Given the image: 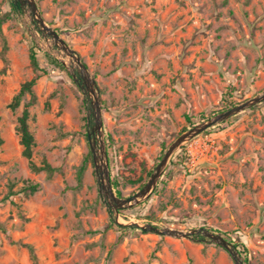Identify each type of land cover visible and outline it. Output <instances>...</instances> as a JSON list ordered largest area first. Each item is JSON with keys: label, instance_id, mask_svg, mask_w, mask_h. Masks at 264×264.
Here are the masks:
<instances>
[{"label": "rangeland", "instance_id": "obj_1", "mask_svg": "<svg viewBox=\"0 0 264 264\" xmlns=\"http://www.w3.org/2000/svg\"><path fill=\"white\" fill-rule=\"evenodd\" d=\"M12 1L0 0L7 17L0 29V264H35L30 245L37 264H237L204 234L122 229L112 218L216 229L246 245L242 264H264V100L186 142L150 196L117 216L100 191L87 137L92 99L72 76L77 68ZM35 1L98 83L110 178L121 197L142 188L162 149L192 128L186 116L197 125L226 110L230 88L235 105L264 92V0ZM34 42L45 73L30 107L33 160L57 167L51 176L30 168L16 131L32 96L12 107L36 75ZM24 180L39 190L21 191Z\"/></svg>", "mask_w": 264, "mask_h": 264}, {"label": "water", "instance_id": "obj_2", "mask_svg": "<svg viewBox=\"0 0 264 264\" xmlns=\"http://www.w3.org/2000/svg\"><path fill=\"white\" fill-rule=\"evenodd\" d=\"M15 4H20L23 8H28L33 21L37 24L39 30L48 38L54 40L55 45L59 50L65 53V55L70 59V61L77 68V72H72V76L74 80L79 84V86L89 94L92 99V115L94 125L88 130L87 136L91 146V151L93 154V160L95 165V171L99 175L100 178V191L103 193L109 202V205L115 210L116 215L119 216V209L125 207H132L137 205L147 199L150 194L154 191L157 186L160 178L163 176V173L171 161L172 157L177 153V151L192 138L198 136L202 132L207 129L214 127L227 119L237 115L238 113L244 111L245 109L258 104L264 100V92L261 94H257L252 98H249L231 108H228L220 113L214 115L213 117L203 121L192 128L186 130L181 133L167 148L163 157L157 164L155 170L151 173L150 178L144 184L142 188H140L134 195L129 197H121L117 195L115 192L111 178L110 172L107 163V147L105 141V132L103 128V120H102V101L100 97V89L98 83L94 77L90 74L88 67L82 61L80 55L76 52L74 48H72L64 38L61 37L59 32L53 28L48 22L45 20L43 15L41 14L38 5L35 0H14ZM91 121V116L88 115V123ZM97 135L99 139H97ZM99 142V144H98ZM99 145V148H98ZM119 224L136 226L143 231H153L159 234H168V235H176L183 237H191L193 234H204L215 242L221 244L227 250L231 252V254L237 259V264H242V262L238 259L239 253L236 250L235 246L224 238L222 235L214 233L204 227L199 229H193L190 232H185L183 230H177L172 228H159L154 224H145L141 225L139 223H129L124 224L116 220Z\"/></svg>", "mask_w": 264, "mask_h": 264}, {"label": "trees", "instance_id": "obj_3", "mask_svg": "<svg viewBox=\"0 0 264 264\" xmlns=\"http://www.w3.org/2000/svg\"><path fill=\"white\" fill-rule=\"evenodd\" d=\"M11 5L13 8V11H15L16 13H19V14L22 13V6L20 4H15V2L13 0ZM6 18L7 17L4 18V17L0 16V29H1L2 23L5 21ZM37 29H38V31H40L38 27H37ZM35 46H37V44L34 42L32 48H31L30 59H31V64L33 66V69H34V72L36 73V75L34 77H32L30 80L26 81L22 85L19 93L14 97V101L12 102V107L16 108L17 106H19L26 94H30L32 96L31 100L24 104L22 114L18 118V124L16 126V131L20 135V142L23 146L22 154L25 158H27L30 168L35 172L45 171V172H47V174L49 176H51L57 170V167L53 166L46 158H44L40 164L36 163L33 160V149L36 145V140H35L34 133L30 127V119H31L30 107L35 102V94H34L33 88L37 82L38 77L41 75V73H45V70L43 68H41V66L39 64L38 54L34 50ZM45 54L53 62L58 64L60 67L64 68L63 63L61 61L57 60L52 54H50L48 52H45ZM224 97H225V100H224L225 101V109L233 107L235 105V103L232 100L233 88L228 89L227 92L224 94ZM186 119H187V123H188L189 127H193L194 125H196V122H194L192 120V117L186 116ZM203 119H205V117H203ZM209 130H211V128L207 129L206 131H209ZM1 143H2V139L0 138V144ZM165 151H166V148H163L161 158L164 155ZM178 157H180V161L182 163H184V159H183L184 155L181 154ZM85 167H86V164L84 163L79 169V173H78L79 184H78V186L81 183V179H82V175H83V172L85 170ZM151 173H152V171H149L148 175L150 176ZM112 185L117 189L118 183L116 181L112 182ZM143 186H144V184H141V187H143ZM10 187H11V189H13V187H15V182L10 183ZM39 188H40V184L38 182H34L31 180H24V185L20 188V190L24 191V192H28V193H35L36 191L39 190ZM11 192H13V190ZM116 192L119 196H121L120 190H116ZM111 224L112 225L117 224V226L119 225V227L122 229L140 230L136 226L119 224L114 218L111 219ZM211 230L215 231V232H220L219 230H216V229H211ZM229 240L235 246V248L238 250V253H240L244 257V263H247L249 251H248L246 245L242 241L235 239L233 237H229ZM29 248H30L34 263L37 264L38 259H37V255L35 253V249L31 245L29 246Z\"/></svg>", "mask_w": 264, "mask_h": 264}]
</instances>
